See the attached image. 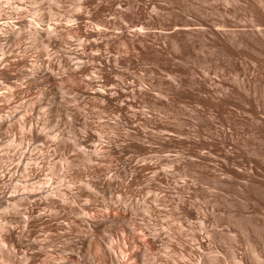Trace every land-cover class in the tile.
<instances>
[{
  "label": "bare ground",
  "instance_id": "1",
  "mask_svg": "<svg viewBox=\"0 0 264 264\" xmlns=\"http://www.w3.org/2000/svg\"><path fill=\"white\" fill-rule=\"evenodd\" d=\"M41 1L39 7L42 5L41 9L44 11L40 14L38 12L36 22L34 19H28L27 11L25 15L12 11V16H6L16 17V20L2 21L0 15V85L2 82L8 84H5L8 86L7 91L0 89V101H3L0 103V138L9 136L13 130L17 134L16 128L20 125L25 142V150L16 170L18 177L8 175L9 169L3 168L0 171V264H264V216L259 218L260 221L253 222L238 212L224 222L207 209L202 210L198 203L183 197V187H175V193L179 194L175 202L179 218L174 222H160L163 225L158 227L157 223L153 222V216L157 217L165 212L163 207L167 200L165 194L159 192L166 190L164 184L168 185L167 178L156 172L154 162L145 159L139 162L134 159L137 160L135 162L127 156L129 152L133 153L132 148H138L154 157L150 152L152 147L145 144V141L158 136L149 135L141 127L142 122L147 119L134 110L140 102V97L149 87L138 85L139 79H134L135 77L131 79L133 71L119 68V64H124L128 69L134 70L137 64L145 62V59L133 53H113L116 42L114 39L117 36L130 42L134 37L143 39L141 37L144 35L141 26L131 30L127 25L117 23V19L108 17L120 13L123 7L126 11L135 0H97L95 6L93 3L85 12L80 11L79 4L74 2L72 11L64 14L67 21H71L69 23H63L61 18L55 17L57 13L54 4L59 0ZM85 1L89 5L94 0ZM130 14L132 15V12ZM54 19L58 21L55 22ZM88 19L106 24L117 23L119 32L113 37L105 29L88 28L87 23L85 25ZM138 23L132 25L138 26ZM74 30L77 35L80 33L83 36L81 41L78 39L82 50L72 49L66 41L65 36ZM177 31H180V28ZM126 41L123 42L127 44ZM156 44L153 43V46ZM32 50H35V53ZM78 78V82H72ZM203 78L205 79V76ZM205 83L203 87L207 88L208 92ZM30 91H33L32 94ZM212 92L216 93L214 90ZM218 94L212 93L209 97L206 96V100L201 99L213 103L220 100L224 103L226 100H221V95L217 96ZM191 95L199 97L198 94ZM95 100L106 104L103 109L107 105L111 106L113 111L110 112L116 114L112 117L113 126L126 127V134L121 140L115 139L116 137L104 140L102 124H94L82 111L84 104L88 105L87 108L89 105L92 107L96 104ZM8 103H17L14 114L3 113ZM43 106L47 107V114L43 116L46 126L55 122L54 114H61L69 118L72 126L78 124L82 128L76 130L72 127V136L61 135L54 139V148L67 154L68 162L64 168L66 176L73 183L85 176L75 190L70 187L61 188V184H43L41 175L44 152L35 155L30 147L31 141L43 145L49 140L37 120V114ZM159 127L163 128L162 123ZM225 131L226 129L223 132ZM68 139H73V142ZM159 140L165 147L175 143L177 145L178 142L182 144L181 140L172 137L167 139L163 135L159 136ZM183 141L194 143V140L188 138ZM222 143L230 145L232 141L225 138ZM75 146L82 148L79 155L71 153ZM214 146L217 156L213 157L206 152L197 153L200 162L219 160L215 166L218 165L229 178L242 180L239 187L246 193L254 186H264V167L258 164L256 158L253 160L245 156L246 153L242 155L228 152L226 147L225 150L219 147L218 143ZM238 157H242L247 164L243 171L233 166ZM78 158L84 168L78 165L84 170L72 171ZM116 160L121 164L112 166L111 163ZM101 165L103 169L99 167ZM58 167L54 164L52 172L58 170ZM158 168L160 169V166ZM150 172L158 184L144 183V177ZM204 172L216 177L213 171ZM6 179L9 182L6 183ZM14 179L18 184L13 182ZM234 182L230 184L234 185ZM11 184L14 191L13 194H8ZM139 184L142 185L136 188ZM154 185H158L157 189L160 190L156 191L158 194L154 193L157 195L154 200H149L150 197L138 198V193L151 191ZM101 194L108 199L105 197L102 201ZM115 196L117 198H114Z\"/></svg>",
  "mask_w": 264,
  "mask_h": 264
},
{
  "label": "rangeland",
  "instance_id": "2",
  "mask_svg": "<svg viewBox=\"0 0 264 264\" xmlns=\"http://www.w3.org/2000/svg\"><path fill=\"white\" fill-rule=\"evenodd\" d=\"M84 1L59 0L58 4H54L55 12L57 13L55 17L61 18L63 23H69L71 21H67L68 19L64 14H69L75 3L79 4L78 9L84 12L90 9L93 3V6L97 3V0H94L92 3L89 2L91 5H88L85 1L86 4L84 5ZM41 2V0H0L1 20H16V17L6 18V16H12L10 14L12 11H18L21 13L20 15L27 14V11L28 19H34L33 21L36 22L37 16L43 10V8L41 9L42 5L39 7L42 4ZM18 7L20 8L18 9ZM131 12L135 16H132ZM120 13L111 14L108 17H111L112 20L117 19V23H123L131 30L141 26L144 35L141 38L143 39L134 37L130 42L124 39L121 40L120 37L115 36L119 32V24L114 22L113 24H106L88 19L85 25L87 23L86 26L88 28L105 29L109 35L116 37L114 39L116 41L114 42V54L133 53V55L145 59V62H139L140 65L137 64V68H134V70L128 69L124 64H119V68L133 71L134 75L131 74L130 78L135 77L134 79H139L138 85L142 86L143 84V87H149V90L140 97V102L134 110H137L142 118L147 119L142 122L141 127L149 135L158 136V138L153 140L149 139V142L145 141V144L152 147L150 152L154 157H150L149 152L141 151L138 148L136 150L132 148L133 153L129 152L127 156L133 160L137 159L139 162L143 159L154 162L156 172L167 178L168 185L164 184L165 191L159 192L160 190L157 189L158 185H154V190L138 193V198L150 197L149 200L151 201L157 197L155 194H158V192L159 194H165L167 201L163 210L166 213L159 214L162 215H158L159 217L153 216V219H158L156 220L157 222L155 220L153 222L157 223L156 226L158 227L163 225L161 223L174 222L176 218H179V212L175 207L176 198H178L179 194L175 193V187H183V197L196 204L198 203L202 210L207 209L216 217L221 218L222 221L224 220V222L231 218L232 214L238 212L253 220V222L260 221L259 218L262 219L264 216V186H254L249 190V193H246L239 187V183L242 180L229 178L218 165L215 166V163H219V160L208 163L200 162L198 154L206 152L216 157L214 144L218 143L219 147L223 149L226 147L228 152L242 153V155L246 153L245 156L253 160L256 158L258 164L264 167V0H135L134 3L128 6L126 11L123 7ZM54 21L58 20L54 19ZM134 23L139 25L133 26L132 24ZM179 28L180 31H177ZM77 32L79 33V31ZM65 38L72 49L82 50V47L80 48L81 44L78 45V39L81 41L83 38L80 33L77 35L74 30L69 35H66ZM123 41H126L127 44ZM153 43L157 44L153 46ZM32 52L35 53V50H32ZM204 76L207 79L206 81L203 78ZM130 78H126V80H131ZM75 80L72 82H78L80 79ZM16 82L20 81L16 80ZM204 83L208 85L204 86L208 87L210 91L213 89L216 93L212 92L213 90L211 92L208 90L209 93L206 92L207 88L203 87ZM5 84L2 82L0 85L2 91L8 90V86H6L8 84ZM222 91L225 92L222 93ZM30 92L32 94L33 91ZM193 92L198 94L199 97ZM189 93L196 95L198 98ZM212 93L214 95L218 94L217 96L221 95V100H226H223L226 105L220 100L223 104H220L219 101H217L219 104H216L217 102H214V104L213 102H208V100H203H206V96L208 95L209 97V94L211 95ZM2 102L0 101V103ZM95 103V105H92L94 108L90 105L87 108L88 105L84 104L82 111L94 124H102L104 140L107 141L115 137V139L121 140L126 134V127L113 126L112 117H115L116 114L110 112L113 111L111 106L107 105L103 109L106 104L101 100H95ZM11 106L12 108L9 109ZM7 107V110L5 109L3 113L11 112V114H14L17 109V103H8ZM105 108H108V110H105ZM45 114H47V107L43 106L39 110V114H37V120L49 140L43 145L31 141L32 145L30 146L35 155L36 153L44 152L43 174L41 175L43 184L45 186L61 184V188L70 187L75 190L81 184L79 182L85 179V176L80 181L75 180L74 183L66 176L64 168L68 162L67 154L54 148V139L61 137V135L64 137L72 136V127L73 129H80L81 127L78 124L77 126L75 124L72 126L73 124L68 121L69 118L61 114H54L55 122L46 126L43 118ZM161 123L163 125L162 129L159 127ZM115 128L119 130L117 131ZM225 129L226 131L223 132ZM16 131L17 134L13 130L9 136L0 138L2 143H0V171L3 168L9 169L7 174H12L17 178L18 172L16 170L22 152L25 150V142L22 138L23 128L19 125ZM162 135L167 139L172 137L179 141L181 140L182 144L178 142L177 145L175 143L173 146L165 147L159 140V136ZM186 138L194 140V143H185L183 140ZM225 138L230 139L232 144L222 143ZM3 139L6 141H2ZM68 141L73 142V139H68ZM81 151V147L75 146L71 153L79 155ZM78 160L74 163L75 166H73L72 171L84 170V164L79 158ZM137 160L134 161L137 162ZM113 162L111 163L112 166L121 164L119 160L118 162L117 160ZM235 163L233 166L239 170L243 171L247 168V164L242 157H238ZM54 164L59 166V169L52 172L51 168L54 167ZM78 164L82 165L83 168ZM157 165L160 166V169ZM217 166L218 168H216ZM99 167L102 168V165ZM206 170L216 173V177L208 175L204 172ZM201 172L204 173L202 174ZM152 174L150 172L144 177V183L158 184L152 178ZM219 179L220 181H218ZM223 179L229 180L231 183L235 181L234 185L230 184V182H222L224 181ZM7 182L9 180L6 179ZM13 182L16 183V179ZM141 185L139 184L136 188ZM13 191L14 188L11 184L8 187V194H13ZM145 193L147 195L150 194L147 196ZM152 194L154 195L153 197ZM105 197L101 194L102 201L105 200ZM106 198L108 199V197ZM114 198L117 197L115 196Z\"/></svg>",
  "mask_w": 264,
  "mask_h": 264
}]
</instances>
